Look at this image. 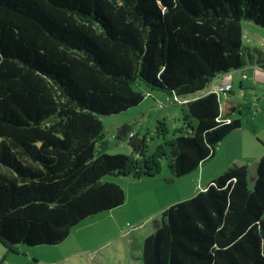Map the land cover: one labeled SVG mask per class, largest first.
<instances>
[{"label":"trees","instance_id":"trees-1","mask_svg":"<svg viewBox=\"0 0 264 264\" xmlns=\"http://www.w3.org/2000/svg\"><path fill=\"white\" fill-rule=\"evenodd\" d=\"M243 22L264 27V0H0V242L58 244L120 206L122 180L157 173L147 159L96 152L101 115L145 93L187 106L190 132L157 155H171L170 177L210 159L246 120L207 86L248 64L264 69L263 52L253 48L255 61L242 43ZM138 246L142 264H264V152L255 176L234 164L169 204Z\"/></svg>","mask_w":264,"mask_h":264},{"label":"rangeland","instance_id":"rangeland-1","mask_svg":"<svg viewBox=\"0 0 264 264\" xmlns=\"http://www.w3.org/2000/svg\"><path fill=\"white\" fill-rule=\"evenodd\" d=\"M250 24L253 29L245 28L242 43L251 48L256 61L258 55L253 48L260 49L264 55V27ZM251 67L255 68L249 66L231 72L236 81H240L245 73L243 81L250 83L249 88L242 90L235 86L232 100L240 111L238 116L245 119L247 125L264 126V69L252 71ZM220 100L228 102L223 93ZM186 117H189L186 104L171 99L166 93L153 91L145 93L140 104L118 113L101 115L104 131L96 143V152L124 155L129 162L134 158L147 159L156 169V180L129 184L136 190L129 196L125 190L126 200L122 206L110 213L104 211L82 220L58 244L19 243L7 248L0 242V264H142L138 244L153 231L160 210L173 203L178 195L188 192L185 190L188 189L187 182L184 185L177 183L182 178L189 179L188 174L193 170L165 182L164 174L171 172L168 165L171 155L157 157L166 140L190 132ZM123 125L131 127L144 142L143 153H133L129 133L122 129ZM108 177L114 175H106L104 179Z\"/></svg>","mask_w":264,"mask_h":264},{"label":"crops","instance_id":"crops-1","mask_svg":"<svg viewBox=\"0 0 264 264\" xmlns=\"http://www.w3.org/2000/svg\"><path fill=\"white\" fill-rule=\"evenodd\" d=\"M246 27H248L249 29H253V26H251L250 23L243 22L242 36H243V31L245 30ZM249 66L255 67V68L253 67L250 68L251 70L253 69L252 71L259 68L253 63V64H248L244 66L240 70L247 69V67ZM243 79H246V77L245 78L241 77L240 81L238 80L236 81L234 79V76L230 77L232 87L229 92H226L223 94L224 100L227 99L229 101L230 99L232 100L234 98L233 92H234L235 86L240 88V90H242L243 88H249L248 86H250L249 85L250 83L248 82L245 83ZM178 102L182 104L184 103L183 101H178ZM132 132L135 134L133 130ZM256 136H259L261 138L260 141L258 140L259 138H257ZM263 152H264V126L261 124L259 126L258 125H247V123L245 122L241 127L231 131L220 141L214 155L210 159L205 160L202 163H200V165L196 169L190 172L188 174L189 179L182 178L183 180L182 179L178 180L180 181L177 183L178 185H181V184L184 185L185 182L188 183V189L187 188L185 189V190H188V192L178 195V197L173 199V201L175 202L177 200L192 196L197 191L205 188L212 179L216 178L221 172H223L225 169H227L231 165L248 164L249 166H251L253 164H256L257 160L263 154ZM170 176L171 175L169 173L164 174L165 178H169ZM154 180H156L155 175L149 178H140L138 180H132L128 178V179L122 180L120 183L123 188L126 186V189L124 188V190H127L128 196H129V194H133V192L136 190V187L129 186V184L150 183ZM125 200H126V197H125ZM173 201H170V202H173ZM123 204L124 202L120 206H122ZM120 206L114 209H111V210H107V211L108 213H110L118 209ZM163 209L164 208H162L160 212Z\"/></svg>","mask_w":264,"mask_h":264},{"label":"built area","instance_id":"built-area-1","mask_svg":"<svg viewBox=\"0 0 264 264\" xmlns=\"http://www.w3.org/2000/svg\"><path fill=\"white\" fill-rule=\"evenodd\" d=\"M230 77H231V71L227 74L220 76V77L214 78L209 83V85L207 86L206 92L215 93L220 99V95L222 93L224 94V93L229 92L231 90L232 84L230 81ZM245 77H246V74L243 73L242 78H245ZM175 101H181V100H175ZM220 102H221V100H220ZM131 134L132 133L130 132L129 135H131Z\"/></svg>","mask_w":264,"mask_h":264},{"label":"water","instance_id":"water-1","mask_svg":"<svg viewBox=\"0 0 264 264\" xmlns=\"http://www.w3.org/2000/svg\"><path fill=\"white\" fill-rule=\"evenodd\" d=\"M235 70H237V69H232L231 72L235 71ZM239 114L240 113H238L237 115H239ZM249 174H250L251 177L255 176V174H256V164H253V165L249 166Z\"/></svg>","mask_w":264,"mask_h":264}]
</instances>
